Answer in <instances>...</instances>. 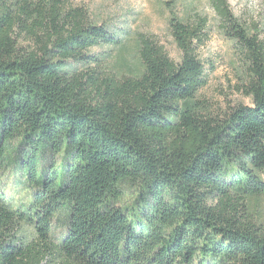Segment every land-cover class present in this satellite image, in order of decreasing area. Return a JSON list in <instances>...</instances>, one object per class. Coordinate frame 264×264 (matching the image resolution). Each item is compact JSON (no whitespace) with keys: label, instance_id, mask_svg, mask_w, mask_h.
Returning <instances> with one entry per match:
<instances>
[{"label":"trees","instance_id":"obj_1","mask_svg":"<svg viewBox=\"0 0 264 264\" xmlns=\"http://www.w3.org/2000/svg\"><path fill=\"white\" fill-rule=\"evenodd\" d=\"M74 0H0V169L12 146L35 191L0 193V264H264V41L209 0L245 69L237 104L214 115L197 51L205 18L169 20L179 52L139 35L126 74L97 47L119 38ZM26 28L36 48L18 47ZM41 32V36L37 35ZM130 201H125V194ZM64 218L58 238L52 225Z\"/></svg>","mask_w":264,"mask_h":264},{"label":"rangeland","instance_id":"obj_2","mask_svg":"<svg viewBox=\"0 0 264 264\" xmlns=\"http://www.w3.org/2000/svg\"><path fill=\"white\" fill-rule=\"evenodd\" d=\"M232 15L250 31H259L264 41V0H228ZM65 9L79 10L96 25H104L110 33L120 40L116 47H97L91 54L105 56L114 71L126 74L134 60L139 35L150 38L161 46L168 57L179 61V52L170 36L169 20L180 19L184 22L195 21L198 17L207 20L206 43L197 51V56L205 65L207 84L198 93V99L204 101L214 115L224 113L237 104H250L241 93V84L245 79V69L240 52L233 41L227 39L218 27V21L209 6V0H74ZM40 18L35 12L27 25L21 23L16 30L18 47L30 51L36 48L35 39L27 33L28 27L35 25ZM39 37L41 32L37 33ZM12 146L7 163L0 169V193L14 205L28 204L35 191L28 185L19 169V157ZM125 194V201L130 195ZM256 218L264 227V197L256 207ZM53 222L52 235L58 238L64 229L61 216ZM56 260L55 264H60Z\"/></svg>","mask_w":264,"mask_h":264}]
</instances>
